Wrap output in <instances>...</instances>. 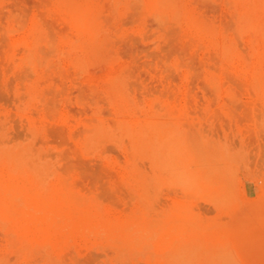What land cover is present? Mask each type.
<instances>
[{"label":"rangeland","instance_id":"obj_1","mask_svg":"<svg viewBox=\"0 0 264 264\" xmlns=\"http://www.w3.org/2000/svg\"><path fill=\"white\" fill-rule=\"evenodd\" d=\"M0 264H264V0H0Z\"/></svg>","mask_w":264,"mask_h":264},{"label":"bare ground","instance_id":"obj_2","mask_svg":"<svg viewBox=\"0 0 264 264\" xmlns=\"http://www.w3.org/2000/svg\"><path fill=\"white\" fill-rule=\"evenodd\" d=\"M156 20V19H155ZM164 22V21H163ZM56 51V50H55ZM58 51V50H57ZM26 59V58H25ZM32 62V61H31ZM90 132V131H89Z\"/></svg>","mask_w":264,"mask_h":264}]
</instances>
